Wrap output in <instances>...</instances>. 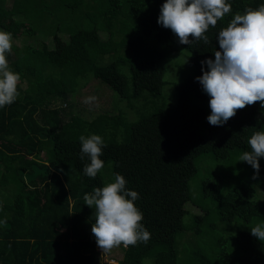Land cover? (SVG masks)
<instances>
[{
    "label": "trees",
    "instance_id": "1",
    "mask_svg": "<svg viewBox=\"0 0 264 264\" xmlns=\"http://www.w3.org/2000/svg\"><path fill=\"white\" fill-rule=\"evenodd\" d=\"M8 1L0 0V30L13 40H40L13 43L7 57L21 79L17 100L0 108V264H100L91 233L95 209L83 197L105 185L100 172L95 178L84 174L90 161L81 159L79 140L93 134L103 139L100 159L112 163L114 182L120 174L126 189L138 193L134 203L151 234L146 244L121 246V264H144L146 258L152 264H264V242L250 230L222 236L209 222L216 216L225 223L264 224V200L250 199L257 188L264 194V158L257 179L253 170L225 192L220 179L204 180L203 198L213 207L201 208L188 231L190 243L203 242L191 244L194 250L187 253L177 240L185 231L184 206L191 201L188 183L197 158L243 154L251 150L252 134L264 131L259 102L237 110L223 126L210 125V97L196 80L203 74L201 62L214 60L220 50L219 31L235 14L256 10L264 0H228L231 12L206 33L209 43L190 45L157 23L166 0ZM6 18L25 26L20 35L5 25ZM179 48L187 51L194 73L174 86L176 102L167 106L159 65ZM90 79L117 94L136 119L128 122L118 108L90 120L76 113L70 97ZM134 102L141 108L132 107Z\"/></svg>",
    "mask_w": 264,
    "mask_h": 264
},
{
    "label": "clouds",
    "instance_id": "2",
    "mask_svg": "<svg viewBox=\"0 0 264 264\" xmlns=\"http://www.w3.org/2000/svg\"><path fill=\"white\" fill-rule=\"evenodd\" d=\"M230 12L228 0H166L160 8L157 23L171 30L182 45L194 41L207 44L206 33ZM217 41L220 50L215 51L214 60L201 62L203 74L196 80L210 97L208 123L223 126L235 117L237 110L246 106L259 102L264 108V4L256 10L248 8L244 14H235L227 27L219 31ZM12 47V34L0 30V108L11 105L19 96L21 77L10 69L7 59ZM97 99L89 96L84 103L92 105ZM79 140L81 159L87 157L90 161L83 172L87 177L95 178L104 167V161L100 159L103 139L93 134L81 136ZM247 143L251 150L243 152L238 159L254 169L252 178L257 179L259 160L264 158V131L254 132ZM126 183L122 175L116 174L115 182L97 187L83 197L86 206L95 209L91 233L102 253V264L114 249L146 244L150 239L151 234L142 223L143 214L134 203L139 195L126 189ZM250 233L264 242V224L255 225Z\"/></svg>",
    "mask_w": 264,
    "mask_h": 264
},
{
    "label": "rangeland",
    "instance_id": "3",
    "mask_svg": "<svg viewBox=\"0 0 264 264\" xmlns=\"http://www.w3.org/2000/svg\"><path fill=\"white\" fill-rule=\"evenodd\" d=\"M7 3L8 5H10V0ZM4 23L5 25H9L10 27H12L11 32L17 33L18 35H20L22 30H24L25 28L24 25H14V22H12L10 18L4 19ZM62 37L65 40V38H67V35L64 34L62 35ZM38 40H40L39 37L37 39L32 38L26 40L25 38L18 37L13 40V43L17 46H21L24 43L36 45ZM152 48L156 49V46ZM159 66L163 70L164 85L161 91L162 96L167 106H174L176 102V92L174 86L191 77L194 73V68L188 61V53L184 48H179L172 54L168 53V56L160 63ZM24 86L25 84H22V87ZM89 96H96L98 99L92 105L85 104L84 99ZM70 99L75 104L74 109L76 113H82L81 116H84L86 120L93 119L97 114L101 112L113 113L116 111L114 109L117 108V111L120 110L118 113L121 112V114L126 117L128 122L134 121L136 119L134 111L131 109V107H128L125 101H122L117 94L112 92L108 87H106L101 83V81L97 79L88 80L86 86H84L83 89L75 92L74 95L70 97ZM60 106L66 109L64 105ZM141 106V102H134V105H132V107L134 108H141ZM208 112L211 113V111ZM240 155L242 154L235 152L227 159L216 160L211 154H205L197 158V160L195 161L197 171L188 183V187L191 193V201L186 203L184 206L186 213L182 221L183 225L185 226V231L180 233V236L177 237V240L180 244L179 250H184L188 253L194 250L193 245L197 243L199 246H201V243L203 242L202 239L198 240L195 238L193 242L194 244L190 243L192 240V231L190 230L191 220L194 216L202 214L201 208H205L207 206L213 207V204L209 199L203 198L202 182L206 179L218 178L222 181V191L225 192L229 189H232L239 182L247 179L253 172L254 169L250 165H248L246 162L239 161L238 158ZM40 158L46 161L47 156L42 153L40 155ZM100 175L105 186L108 183L114 182L111 162L104 165L103 169L100 171ZM250 199L254 200L257 204H260L264 200V194L262 190L257 188L254 196H252ZM192 202H194L195 205ZM209 222L213 223L216 226V234L222 236L235 235L240 229L248 231L254 225L253 224L248 226L243 222L237 221L233 223H225L220 220L218 221L216 216H212ZM257 224L262 223H255V225ZM203 231L207 232L205 227ZM122 253L123 250L121 247L114 249L113 252L108 256V258L113 257L119 262ZM144 264H152V261L146 258L144 260Z\"/></svg>",
    "mask_w": 264,
    "mask_h": 264
},
{
    "label": "built area",
    "instance_id": "4",
    "mask_svg": "<svg viewBox=\"0 0 264 264\" xmlns=\"http://www.w3.org/2000/svg\"><path fill=\"white\" fill-rule=\"evenodd\" d=\"M97 251L100 253V255L102 256V253H101V251H100V249L97 247ZM100 264H102V261L100 260V262H99ZM103 264H121L120 262H118L116 259H114V258H108V257H106L105 259H104V262H103Z\"/></svg>",
    "mask_w": 264,
    "mask_h": 264
}]
</instances>
